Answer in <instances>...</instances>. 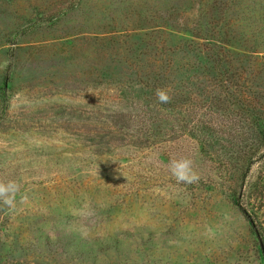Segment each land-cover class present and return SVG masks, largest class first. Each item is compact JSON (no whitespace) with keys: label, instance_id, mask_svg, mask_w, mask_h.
<instances>
[{"label":"rangeland","instance_id":"1","mask_svg":"<svg viewBox=\"0 0 264 264\" xmlns=\"http://www.w3.org/2000/svg\"><path fill=\"white\" fill-rule=\"evenodd\" d=\"M8 181L0 264H264V0H0Z\"/></svg>","mask_w":264,"mask_h":264},{"label":"clouds","instance_id":"2","mask_svg":"<svg viewBox=\"0 0 264 264\" xmlns=\"http://www.w3.org/2000/svg\"><path fill=\"white\" fill-rule=\"evenodd\" d=\"M156 95L161 103H167L170 99L169 96L162 90H157ZM169 172L178 183L192 184L200 179L199 175L193 168L192 160L186 157L171 160L169 162ZM19 191L20 185L15 181L0 183V203H3L9 208H14L15 197ZM85 214L92 215L93 213L86 212Z\"/></svg>","mask_w":264,"mask_h":264},{"label":"trees","instance_id":"3","mask_svg":"<svg viewBox=\"0 0 264 264\" xmlns=\"http://www.w3.org/2000/svg\"><path fill=\"white\" fill-rule=\"evenodd\" d=\"M9 81H10V78H6V79H5V84H4V86H7V87H8V85H9V83H10ZM130 81L133 82L134 80H133V79H130ZM136 81H137V80H136ZM136 84H137V83H136Z\"/></svg>","mask_w":264,"mask_h":264}]
</instances>
